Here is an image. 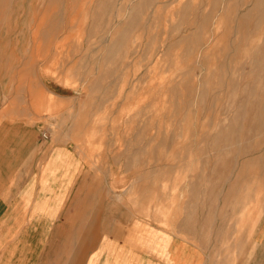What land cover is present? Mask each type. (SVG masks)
Wrapping results in <instances>:
<instances>
[{"label": "rangeland", "instance_id": "374dc122", "mask_svg": "<svg viewBox=\"0 0 264 264\" xmlns=\"http://www.w3.org/2000/svg\"><path fill=\"white\" fill-rule=\"evenodd\" d=\"M1 21L5 35L19 26L22 122L50 146L80 149L134 198L164 195L166 214L173 197L209 186L220 212L239 180L230 231L244 213L254 227L264 208V0H0Z\"/></svg>", "mask_w": 264, "mask_h": 264}, {"label": "crops", "instance_id": "0c3cea01", "mask_svg": "<svg viewBox=\"0 0 264 264\" xmlns=\"http://www.w3.org/2000/svg\"><path fill=\"white\" fill-rule=\"evenodd\" d=\"M5 24L0 22V264H264V208L254 227L244 213L230 231L227 198L241 181L220 197V212H213L209 186L184 202L173 197L176 205L166 214L164 195L134 198L132 189L114 185L109 169L91 170L80 149L50 146L36 126L22 122L21 36L15 24L5 35ZM149 203L156 210L148 211Z\"/></svg>", "mask_w": 264, "mask_h": 264}, {"label": "built area", "instance_id": "2783aa9c", "mask_svg": "<svg viewBox=\"0 0 264 264\" xmlns=\"http://www.w3.org/2000/svg\"><path fill=\"white\" fill-rule=\"evenodd\" d=\"M43 136H44V138H48V134H47V132H45V133H43Z\"/></svg>", "mask_w": 264, "mask_h": 264}, {"label": "bare ground", "instance_id": "6f19581e", "mask_svg": "<svg viewBox=\"0 0 264 264\" xmlns=\"http://www.w3.org/2000/svg\"><path fill=\"white\" fill-rule=\"evenodd\" d=\"M169 1V0H168Z\"/></svg>", "mask_w": 264, "mask_h": 264}]
</instances>
